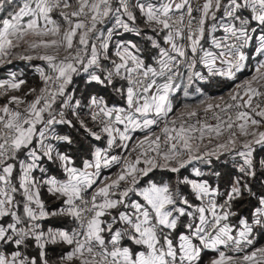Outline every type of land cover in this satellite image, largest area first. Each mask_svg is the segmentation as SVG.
<instances>
[{
  "label": "snow or ice",
  "instance_id": "obj_1",
  "mask_svg": "<svg viewBox=\"0 0 264 264\" xmlns=\"http://www.w3.org/2000/svg\"><path fill=\"white\" fill-rule=\"evenodd\" d=\"M16 62L0 264H264V0H0Z\"/></svg>",
  "mask_w": 264,
  "mask_h": 264
},
{
  "label": "rangeland",
  "instance_id": "obj_2",
  "mask_svg": "<svg viewBox=\"0 0 264 264\" xmlns=\"http://www.w3.org/2000/svg\"><path fill=\"white\" fill-rule=\"evenodd\" d=\"M2 69H0L1 71ZM251 74V70H246L244 73H242L240 75V80H243L245 78H247L249 75ZM229 89L227 88H217V87H213L211 89H209V95L215 97V96H219V95H226L227 91ZM261 242H264V241H261Z\"/></svg>",
  "mask_w": 264,
  "mask_h": 264
},
{
  "label": "crops",
  "instance_id": "obj_3",
  "mask_svg": "<svg viewBox=\"0 0 264 264\" xmlns=\"http://www.w3.org/2000/svg\"><path fill=\"white\" fill-rule=\"evenodd\" d=\"M15 64L13 66H11V68L9 70L16 71V72L22 71L25 73V69H28L27 65L23 62H16ZM5 74H7V72ZM2 77H4V76H2Z\"/></svg>",
  "mask_w": 264,
  "mask_h": 264
},
{
  "label": "trees",
  "instance_id": "obj_4",
  "mask_svg": "<svg viewBox=\"0 0 264 264\" xmlns=\"http://www.w3.org/2000/svg\"><path fill=\"white\" fill-rule=\"evenodd\" d=\"M16 65V64H15ZM11 68V66H9L8 68H5V69H2L1 71H0V76L2 77V76H6V72L9 70ZM25 75L29 78V80L31 81V79H32V75H33V73H32V71H31V69H25Z\"/></svg>",
  "mask_w": 264,
  "mask_h": 264
},
{
  "label": "built area",
  "instance_id": "obj_5",
  "mask_svg": "<svg viewBox=\"0 0 264 264\" xmlns=\"http://www.w3.org/2000/svg\"><path fill=\"white\" fill-rule=\"evenodd\" d=\"M0 78H3V77L0 76Z\"/></svg>",
  "mask_w": 264,
  "mask_h": 264
}]
</instances>
